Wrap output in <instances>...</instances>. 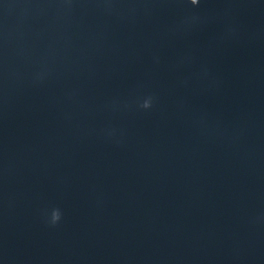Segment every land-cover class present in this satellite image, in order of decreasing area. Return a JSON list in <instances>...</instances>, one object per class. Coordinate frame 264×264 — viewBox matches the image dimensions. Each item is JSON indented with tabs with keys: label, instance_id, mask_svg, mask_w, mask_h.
Here are the masks:
<instances>
[{
	"label": "water",
	"instance_id": "water-1",
	"mask_svg": "<svg viewBox=\"0 0 264 264\" xmlns=\"http://www.w3.org/2000/svg\"><path fill=\"white\" fill-rule=\"evenodd\" d=\"M0 264H264V0H0Z\"/></svg>",
	"mask_w": 264,
	"mask_h": 264
},
{
	"label": "clouds",
	"instance_id": "clouds-1",
	"mask_svg": "<svg viewBox=\"0 0 264 264\" xmlns=\"http://www.w3.org/2000/svg\"><path fill=\"white\" fill-rule=\"evenodd\" d=\"M186 2L192 6H198L200 4V0H186ZM191 21H196L199 19L198 16H191L187 18ZM155 101V97L152 95L145 96L138 104L139 108L142 110H149L153 107ZM108 135H114V130H110L107 133ZM63 213L59 207H52L49 211L45 212L46 222L50 226H56L62 220Z\"/></svg>",
	"mask_w": 264,
	"mask_h": 264
}]
</instances>
